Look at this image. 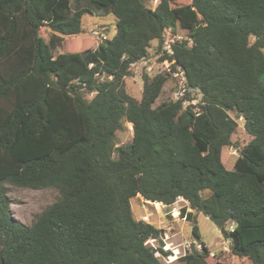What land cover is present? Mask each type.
I'll use <instances>...</instances> for the list:
<instances>
[{
  "label": "trees",
  "instance_id": "trees-1",
  "mask_svg": "<svg viewBox=\"0 0 264 264\" xmlns=\"http://www.w3.org/2000/svg\"><path fill=\"white\" fill-rule=\"evenodd\" d=\"M173 1L85 0L73 10L71 0H0V264H166V231L134 218L136 195L185 199L191 210L179 214L194 240V210L223 217L238 239L232 253L264 264V0ZM94 10L115 18V33L84 48L81 17ZM167 26L192 42L163 55L171 71L142 75L136 100L123 79ZM66 36L76 37L71 50L55 53ZM177 67L183 97L153 107ZM239 118L251 138L227 169L221 151ZM124 121L132 138L116 146ZM4 183L55 187L59 197L27 225L11 214ZM199 242L198 256L176 264H209Z\"/></svg>",
  "mask_w": 264,
  "mask_h": 264
},
{
  "label": "rangeland",
  "instance_id": "rangeland-1",
  "mask_svg": "<svg viewBox=\"0 0 264 264\" xmlns=\"http://www.w3.org/2000/svg\"><path fill=\"white\" fill-rule=\"evenodd\" d=\"M190 0H175L173 4H184L188 3ZM72 9L82 7L85 4V0H71ZM148 7L155 8L157 2L155 0H144ZM81 25L83 31L80 38L83 41H87L84 48L88 47L94 49L102 40L110 38L115 33V18L110 14L101 10H94L92 13L83 14L81 17ZM176 34L181 35L183 38L187 37V29L180 26L174 28ZM64 37L61 45L54 50L55 53L65 52L71 50L69 47L72 45L71 38L76 39V37L68 38ZM163 37H167V33L163 34ZM158 43L157 39L150 42L147 54L144 58L135 62L131 65V73L125 76L123 79V85L125 90L134 99L139 100L142 93V75L147 73L150 77L154 76L160 72L171 71V62L168 59H161L163 57L160 49L162 46ZM171 72V76L165 81L162 86L159 96L156 98L152 106H156L160 102L169 99H176V97L182 96L184 83L179 81V77ZM165 73V74H166ZM188 96L191 99V103L195 104L200 101L201 94L197 90H189ZM238 126L235 132L231 135V145L224 146L221 151V160L227 169L233 168V163L240 153L242 146L248 143L251 136L244 130L242 124V118L237 120ZM132 138V127L130 122L124 121L122 127L118 129L115 133V144L116 146L126 145L131 141ZM114 157L117 155L114 153ZM3 186L7 191V196L10 198V212L11 214L23 222L29 225L33 218L45 209L48 205L53 203L59 197V191L55 187H44L39 189H33L28 187H18L13 186L9 183H4ZM185 199L177 198L173 203L169 205H164V207L159 204L153 203V201L145 200L141 195H136L130 199V206L134 218L143 219L154 225H158L165 229L167 235H163V249L170 251L171 255H174L173 260L168 256H160L159 252H156L160 256L161 260L166 264H176V259L180 256L185 255L190 251V243L195 242L196 250L202 251L201 244L202 241L209 250L207 261L209 264H216L217 261L225 262L226 264H252L246 257H240L234 255L231 251V246L229 245V237L225 235L221 228H218L207 216L201 212L193 211L196 219V224L198 226L200 240H194L190 234V229L188 225L191 223L185 220L184 217L180 216L179 209L182 206L189 207L188 202L184 203ZM159 207L161 209H159ZM187 210V209H186ZM188 211V210H187ZM166 212V214H165ZM179 216H178V214ZM176 219L183 218L184 225L180 228L175 229L167 228L166 225L172 217ZM229 224H224V230L228 232ZM180 231V232H179ZM166 241L170 243V247L166 248ZM148 244L155 245L156 242L152 239L148 240ZM178 247L179 253L174 254L172 247ZM229 247L227 251L225 247Z\"/></svg>",
  "mask_w": 264,
  "mask_h": 264
},
{
  "label": "built area",
  "instance_id": "built-area-1",
  "mask_svg": "<svg viewBox=\"0 0 264 264\" xmlns=\"http://www.w3.org/2000/svg\"><path fill=\"white\" fill-rule=\"evenodd\" d=\"M157 2V0H155ZM167 33V37H163V34L164 33ZM187 38L188 39V42L191 43L192 40L188 37H182L181 35L179 34H176L175 31H174V28L172 26H167L164 28L163 30V33H162V46H161V53L162 55H164L165 53L167 54H172V44L177 41V40H182V39H185ZM166 59V58H165ZM164 60V59H163ZM173 74H175V76L179 77V81L184 83V87H183V93H182V96H179V97H176V99L180 98V97H183L184 95V92L187 90L186 88V78H185V74H184V71L180 68V67H177L175 69V71L173 72ZM199 91V90H197ZM200 92V91H199ZM188 101L185 100L184 101V104H186ZM185 218V217H184ZM229 232L233 230V224L232 223H229ZM229 237V236H228ZM230 239V238H229ZM229 245L231 246V239L229 240ZM152 245V244H151ZM225 249L228 251L229 250V247H225ZM160 254V253H159Z\"/></svg>",
  "mask_w": 264,
  "mask_h": 264
},
{
  "label": "water",
  "instance_id": "water-1",
  "mask_svg": "<svg viewBox=\"0 0 264 264\" xmlns=\"http://www.w3.org/2000/svg\"><path fill=\"white\" fill-rule=\"evenodd\" d=\"M197 212V211H196ZM218 228H221L223 225H224V223H225V221H224V219H223V217H221V216H213V215H209V216H207ZM192 228H193V226L192 225H190V234H192L191 232H192ZM228 236H229V238L231 239V241H232V245H233V247H234V249H236L237 248V246H238V239H237V237H236V235L234 234V233H232V232H229V234H228ZM190 252L192 253V254H194L195 256H198L199 255V253H198V251L196 250V248H195V242L194 241H192L191 243H190Z\"/></svg>",
  "mask_w": 264,
  "mask_h": 264
},
{
  "label": "crops",
  "instance_id": "crops-1",
  "mask_svg": "<svg viewBox=\"0 0 264 264\" xmlns=\"http://www.w3.org/2000/svg\"><path fill=\"white\" fill-rule=\"evenodd\" d=\"M184 201H186V200H184ZM153 203H157V204H159V203H161V202H153ZM184 203H187V201L186 202H184ZM161 205L164 207V205L161 203ZM159 209H161L160 207H159ZM187 210L188 211H190L191 209L189 208V207H187ZM165 214H166V212H165ZM177 214H178V212H177ZM178 216H179V214H178ZM182 225H184V219L183 218H181V220L180 219H176L174 216L169 220V223L166 225V227L167 228H171V229H175L176 227H178V228H180ZM156 226H158V225H156ZM189 226V229H190V225H188ZM180 232V231H179Z\"/></svg>",
  "mask_w": 264,
  "mask_h": 264
},
{
  "label": "clouds",
  "instance_id": "clouds-1",
  "mask_svg": "<svg viewBox=\"0 0 264 264\" xmlns=\"http://www.w3.org/2000/svg\"><path fill=\"white\" fill-rule=\"evenodd\" d=\"M229 224V223H228ZM229 232V231H228ZM230 232H232V231H230ZM229 234V233H228ZM231 245H232V241H231ZM171 255V254H170Z\"/></svg>",
  "mask_w": 264,
  "mask_h": 264
}]
</instances>
